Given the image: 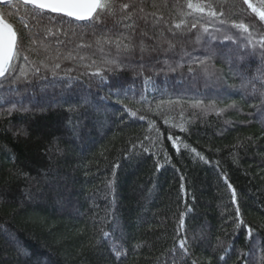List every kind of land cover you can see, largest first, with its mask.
<instances>
[{
	"label": "trees",
	"instance_id": "trees-1",
	"mask_svg": "<svg viewBox=\"0 0 264 264\" xmlns=\"http://www.w3.org/2000/svg\"><path fill=\"white\" fill-rule=\"evenodd\" d=\"M191 2L0 5V264H264V21Z\"/></svg>",
	"mask_w": 264,
	"mask_h": 264
},
{
	"label": "snow or ice",
	"instance_id": "snow-or-ice-1",
	"mask_svg": "<svg viewBox=\"0 0 264 264\" xmlns=\"http://www.w3.org/2000/svg\"><path fill=\"white\" fill-rule=\"evenodd\" d=\"M12 0H0V4H10ZM25 6L31 5V8H26L29 14L37 19L39 22H43L46 17L44 13H54L58 16H64L72 18L76 21H93V26L98 23L101 16L105 13L109 16L115 15L117 11V0H23ZM243 3L254 13L261 21H264V0H262L259 6L254 5L250 0H243ZM129 4L119 5L121 11L128 9ZM189 9L194 11H205L204 5L201 3H193L189 0L187 4ZM143 9H141L142 11ZM209 15L215 16V11L209 9ZM128 18H131L129 13ZM51 19V17H47ZM243 29L245 32L249 31L248 27L244 24L236 25ZM176 28L180 27V24L175 25ZM195 27V25H193ZM205 31L207 29L205 28ZM51 34V28L48 29ZM99 43V41L97 42ZM125 49L130 45H124ZM143 51V46L141 47ZM18 55L17 50V34L14 27L6 22L2 15H0V77H4L6 72L12 68V60ZM27 59V57H25ZM83 59V58H82ZM60 65L56 64L58 68ZM99 75V72L96 73ZM119 91H123L122 88ZM130 115L135 116L136 112L129 110ZM250 234V230H249ZM108 233H105L107 238ZM181 247H184V242H181ZM119 255V252H116ZM223 258V257H222Z\"/></svg>",
	"mask_w": 264,
	"mask_h": 264
},
{
	"label": "water",
	"instance_id": "water-1",
	"mask_svg": "<svg viewBox=\"0 0 264 264\" xmlns=\"http://www.w3.org/2000/svg\"><path fill=\"white\" fill-rule=\"evenodd\" d=\"M12 2H20V3H22L23 5H24V3H23V0H12ZM11 2V3H12ZM0 5H4V4H0ZM28 6H31V5H28ZM49 14H52V15H56V16H58L57 14H54V13H49ZM62 17H64V16H62ZM66 18H68V19H71V20H73V21H75V22H79V23H81V22H88V21H76V20H74V19H72V18H69V17H66ZM7 73V72H6ZM1 78H3V77H0V79Z\"/></svg>",
	"mask_w": 264,
	"mask_h": 264
},
{
	"label": "bare ground",
	"instance_id": "bare-ground-1",
	"mask_svg": "<svg viewBox=\"0 0 264 264\" xmlns=\"http://www.w3.org/2000/svg\"><path fill=\"white\" fill-rule=\"evenodd\" d=\"M19 3H20V2H19ZM4 5H5V4H4ZM6 74H7V73H6ZM6 74H5V75H6ZM1 79H2V78H1Z\"/></svg>",
	"mask_w": 264,
	"mask_h": 264
}]
</instances>
